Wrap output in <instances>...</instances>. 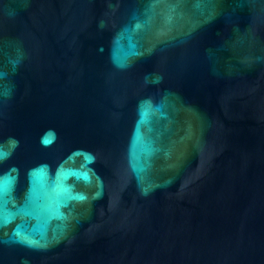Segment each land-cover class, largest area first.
Segmentation results:
<instances>
[{"label": "water", "instance_id": "obj_1", "mask_svg": "<svg viewBox=\"0 0 264 264\" xmlns=\"http://www.w3.org/2000/svg\"><path fill=\"white\" fill-rule=\"evenodd\" d=\"M0 264H264V0H0Z\"/></svg>", "mask_w": 264, "mask_h": 264}]
</instances>
